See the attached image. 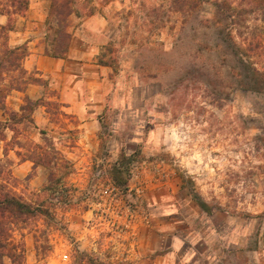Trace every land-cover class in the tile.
<instances>
[{
	"label": "rangeland",
	"instance_id": "rangeland-1",
	"mask_svg": "<svg viewBox=\"0 0 264 264\" xmlns=\"http://www.w3.org/2000/svg\"><path fill=\"white\" fill-rule=\"evenodd\" d=\"M243 6L233 36L263 44L251 60L264 71V0ZM180 8L30 0L15 16L10 46L27 35L42 55L68 48L47 55L64 59L48 62L49 72L23 65L26 74L0 79L1 122L27 98L40 103L34 125L13 124L0 139V185L47 210L14 232L24 264H264V93L245 90L236 74L193 68ZM38 146L54 164L29 159Z\"/></svg>",
	"mask_w": 264,
	"mask_h": 264
},
{
	"label": "trees",
	"instance_id": "trees-1",
	"mask_svg": "<svg viewBox=\"0 0 264 264\" xmlns=\"http://www.w3.org/2000/svg\"><path fill=\"white\" fill-rule=\"evenodd\" d=\"M179 3L180 11L183 12L185 18L181 32L187 28H190L192 32L193 68L204 70L216 79L221 76L225 77L226 73L229 77L236 74L240 76L239 85L245 90L264 93V71L251 60L253 52L261 49L263 44L260 41L250 40L245 42L244 46H240L233 36L234 27L240 24L247 12L243 6L244 0H241L238 5H234L229 0H179ZM29 6L30 0H0V14L7 16L8 19L6 24H0V42H3V48L0 51V79L12 70L27 73L23 67V61L30 53L28 45L12 47L7 41L9 33L16 28L15 16H25ZM206 7L210 10L199 15ZM186 19L193 22H188ZM63 33H66L65 30ZM67 52L66 47L62 53L55 50L52 53L46 52V55L63 58ZM100 63L110 65L104 60H100ZM6 64L13 69H9ZM38 79L35 78L37 83H39ZM24 88L25 86L16 85L12 89L23 91ZM5 91L4 86L0 85V109L2 110L6 109ZM39 104V100L27 98L26 103L21 106L20 113L10 112L9 121H0V139L3 140L5 128L15 129L13 124L27 122L34 125L32 113ZM41 133L45 134L44 131ZM43 140L50 147L48 138L43 136ZM50 154L49 150L43 149L39 154L29 155V159L37 164L50 166L54 164V156L51 157ZM117 163L120 164L119 161ZM113 171L112 180L120 187L123 185L121 183H125L121 177L122 171L116 167ZM50 182H53L52 177ZM198 203L205 209V202ZM39 214L46 215L47 210L32 205L0 185V264H4L6 258L12 264H24L25 248L23 244L15 242L14 232L23 225H27Z\"/></svg>",
	"mask_w": 264,
	"mask_h": 264
},
{
	"label": "crops",
	"instance_id": "crops-1",
	"mask_svg": "<svg viewBox=\"0 0 264 264\" xmlns=\"http://www.w3.org/2000/svg\"><path fill=\"white\" fill-rule=\"evenodd\" d=\"M30 11H31V8L29 12ZM7 21H8L7 16L0 14V24H6ZM29 37L30 36H27V35L21 36V40H19L18 42H15L19 44L26 43L28 45H31V44L34 45V48L32 50H29L31 52L26 57L25 62L23 63L26 69H31L32 67H35L37 70L43 71L46 73V72L51 71V67L46 65L48 62L53 63L56 66H58L61 63V61L64 60V59H53L52 57H49L47 55H42L40 46H36L37 41L31 40Z\"/></svg>",
	"mask_w": 264,
	"mask_h": 264
}]
</instances>
